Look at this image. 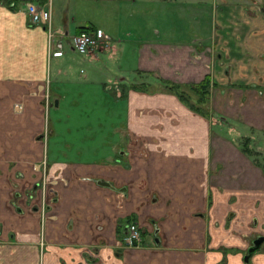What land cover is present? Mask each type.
Instances as JSON below:
<instances>
[{"label":"crops","instance_id":"crops-1","mask_svg":"<svg viewBox=\"0 0 264 264\" xmlns=\"http://www.w3.org/2000/svg\"><path fill=\"white\" fill-rule=\"evenodd\" d=\"M50 1L55 28L71 35L93 28L108 40V49L75 60L79 54L68 42L65 53L56 55L48 29L32 25L24 12L0 6V264H42V240L48 244L43 264H81L87 246L100 247L104 264H221L223 256L210 238L240 239L230 247L242 250L244 239L235 231H252L224 229V223L230 212L241 213L244 221L257 214L264 223V165L236 140L243 128L264 133V0L226 2L217 10L222 19H239L231 44L213 35L210 41H162L158 32V41L140 39L138 49L133 33L113 37L93 24L99 14L120 17L134 0ZM64 12L63 26L57 25L55 16ZM80 13L84 16L77 21ZM71 22L77 23L74 33ZM121 55L135 62L131 70L142 82L127 87V78L114 74L105 83V72L113 70L108 63L115 65ZM94 60L106 64L107 70L98 67L102 76L93 72L84 82L74 78L79 63L94 65ZM148 75L183 88L210 76L208 115L169 90L145 89ZM119 76L124 85L109 86ZM46 83L56 113L71 106L90 115L82 124L98 130L95 136L106 148L83 157L72 141L53 139L47 153L39 139L45 103L35 95ZM15 105L23 106L21 114L14 112ZM50 121L54 126L59 122L51 116ZM115 132L120 135L115 142L100 137ZM75 152L80 157H72ZM46 158L49 178H63L68 185L54 187L48 218L42 220L11 206L12 182L18 183L19 175L39 182L42 175L33 164ZM134 223L149 246L121 249L124 229ZM238 257L230 256V264L238 263Z\"/></svg>","mask_w":264,"mask_h":264},{"label":"rangeland","instance_id":"rangeland-1","mask_svg":"<svg viewBox=\"0 0 264 264\" xmlns=\"http://www.w3.org/2000/svg\"><path fill=\"white\" fill-rule=\"evenodd\" d=\"M28 1H34V0H23L21 2H18L15 4V7L13 10L21 11ZM228 4H235L236 2H242L240 0H134L130 2L127 5V9L125 10L124 14H122L120 17L114 15V17L109 16H101L99 14L98 16H95L93 18V24L97 27H105L104 29L110 33L113 37H123L126 32H131L134 34V41H136L137 44H134L138 49V44L140 39H144L147 41H158V32L161 33L162 38L169 39L170 41H191L192 39H198L200 38L201 41L209 40L211 35L214 36L215 41H220L222 43H232L233 40L237 37L236 36V29L239 27V19L233 16L227 17V18H221L219 16V12L217 11L219 8L221 9V6L224 5V3ZM3 3V4H2ZM14 2H5L1 1V5L7 6L9 9L11 7V4ZM57 3L55 2V5ZM65 5H67L65 3ZM17 6V7H16ZM224 7V6H223ZM65 11L67 9V6H63V9ZM102 11V10H98ZM66 12L62 13V15H56L54 18V21L58 25L63 26V22L65 19ZM101 13V12H100ZM83 13H80L79 16L76 17L77 21H79L81 18H83ZM93 17V16H91ZM92 19V18H88ZM53 20V19H52ZM53 22V21H52ZM31 23V22H30ZM79 25V24H78ZM41 27V26H38ZM71 31L74 33L75 29L77 27V23L71 22L70 26ZM54 30H58L53 25ZM48 33V37H49ZM210 41V40H209ZM58 42H60V39L58 37L51 39V44L55 48L53 51H55L54 54L58 55L60 53L57 45ZM108 41L100 42L97 46L93 47L90 52V56L92 54H96L98 52H101L104 54V52L108 49ZM58 52V53H57ZM54 54L52 56H54ZM88 55V56H89ZM103 56V55H101ZM86 57V56H83ZM76 58V59H75ZM81 58L80 55L74 56L73 59L79 60ZM105 60L107 59V56H103ZM75 62V61H74ZM99 61H93L94 65H90L89 63L87 65L79 63V65L74 70V78L79 79L78 81L84 82L86 80V75H90L93 72H96L98 76H102L101 70L105 69L107 70L106 64H96ZM77 63V62H75ZM101 63V62H100ZM74 64V63H73ZM101 65L103 69H98V67ZM103 65V66H102ZM109 66L113 67L112 72H105L103 76V80H105V83H108V78L112 77L114 74H119L120 76L126 77L127 80L125 81V85L127 87H130L132 84L139 82L141 80H136V77L138 75V72H133L131 69L136 68V64L134 61L131 62V59L127 55H121V58L118 62L112 64V62L108 63ZM123 67L122 70H118V67ZM134 68V69H135ZM246 70L247 68H243ZM83 71V73L81 72ZM57 67L55 65L52 66V75L53 79L54 76L57 74ZM104 72V71H103ZM93 76V75H92ZM120 76L117 77V80L114 82H109V86L112 87H121L124 84H120ZM156 76L148 75L144 76L143 79L146 81L142 84V87L145 89H149L150 91H157L166 89L168 90V87L166 85H162L161 81L158 80ZM64 78V77H63ZM160 81V82H159ZM49 83V81L47 80ZM142 82V81H141ZM48 83L43 85L45 87V90L38 89L36 92V97H40L41 100L44 101V105L50 106L54 105V98L49 96V101L47 99L49 93L48 91ZM51 82V86H52ZM89 89V88H88ZM186 90V93L191 96V103L195 106H199L198 100L199 98L192 93H190L189 88H184ZM84 94L87 95L90 98V93L87 90H84ZM114 95V94H113ZM68 100L70 101L71 98L69 97ZM76 100V99H75ZM88 98L86 99L87 104ZM84 101L81 103V105H87ZM21 107V105H19ZM208 108L210 110V102L208 104ZM46 110V108H45ZM77 110H74L73 107L68 106L67 108L61 109V111H58L59 113H56V110L52 109L50 110V116L53 121H59L56 126L53 125V123H50V131L54 134L56 129V134L53 136H57V140L59 142H66V141H72L74 148H80L84 151L85 154L81 155L83 157H91L94 156V153H100L98 151L100 148H102L103 142L100 141L99 136H94V133H97V130H87L86 124H82L83 122H86L84 120L91 119L90 115L88 114H81V112H76ZM22 112L16 113L21 114ZM217 120H220L218 116H216ZM215 122H218V121ZM61 121V122H60ZM121 131V130H120ZM243 134L240 135V137L236 138L239 145L245 149L248 148L251 156L254 158L256 162H258L261 165H264V133H256L255 131L247 130L246 128H243ZM108 135V134H107ZM91 136V137H90ZM119 134L116 132L112 135V137H107L105 139L104 137L100 136L103 141H109L115 142L119 139ZM51 137V136H50ZM120 141V140H119ZM106 146V144H105ZM104 146V148H106ZM75 156L72 157H80V154H77L76 152L73 154ZM40 164V163H35ZM247 211V210H246ZM246 211H242L244 216H246ZM244 222V217H243ZM248 221V220H247ZM251 226H249L248 229H250ZM245 227L242 228L244 231ZM239 230V229H238ZM239 232H241L239 230ZM248 234V233H245ZM244 238V242H245ZM248 241V240H246Z\"/></svg>","mask_w":264,"mask_h":264},{"label":"flooded vegetation","instance_id":"flooded-vegetation-1","mask_svg":"<svg viewBox=\"0 0 264 264\" xmlns=\"http://www.w3.org/2000/svg\"><path fill=\"white\" fill-rule=\"evenodd\" d=\"M1 3V1H0ZM0 6H2L0 4ZM15 3L11 4L10 8H14ZM261 11V10H260ZM49 96L47 97L48 101ZM55 108L54 105L48 106L45 105V112H44V119H45V128L44 131L40 134L39 139L45 144V147L47 149V153L49 148L52 146V140L56 139V135L53 136L56 133L53 134L50 131V110ZM23 106L15 105L14 106V112L19 113L23 112ZM88 130V129H87ZM95 130V129H90ZM98 133V130H97ZM96 133V134H97ZM94 133V136L96 135ZM51 136V137H50ZM91 137V136H90ZM40 164L33 165V169L35 172L40 173L42 175V179L37 183H31L27 180L25 176H17V179H19V182L15 183L12 182V189H14V193H12V202L11 206L18 210L20 213H30V214H37L40 216L42 220L48 218L47 212L50 210L51 203H52V194L54 193V187H56L61 182L64 183V185H68L67 180L63 178H56V179H50L49 173H48V167H49V161L46 158L43 162H37ZM13 192V191H12ZM21 201V202H20ZM23 204V205H21ZM262 218H264V211L262 212ZM261 219L259 215H253L251 218H249L248 221H244L241 218V213L238 212H230L228 217L225 220L224 223V229H233V228H243L245 229L249 228L252 233L250 234H244V233H237L235 231V236H238L242 239H246L244 242V248L239 249L237 247H230L232 244H239V240H230V239H217L214 241V239L210 238L211 244L217 245V252L222 254V260L221 264H230V256L238 257V263L234 264H264V223H261ZM130 224L126 226L124 229V233L122 234V243L123 246L121 249H134V248H144L149 246V244L146 243L144 238V232L143 229L140 227L141 235H142V242L140 244H136L134 246H129L125 238L127 236L128 227ZM220 227V225H218ZM254 232V233H253ZM238 234V235H237ZM252 234V235H251ZM262 239V243L260 245L255 244L256 241ZM47 243L45 240H42L39 244L40 247V255H41V262L43 264V255L45 253V250L47 248ZM259 246V247H257ZM253 248H259L255 252H250ZM82 261L81 264H104L101 259V252L100 247L97 246H87L82 250Z\"/></svg>","mask_w":264,"mask_h":264},{"label":"built area","instance_id":"built-area-1","mask_svg":"<svg viewBox=\"0 0 264 264\" xmlns=\"http://www.w3.org/2000/svg\"><path fill=\"white\" fill-rule=\"evenodd\" d=\"M21 12H24L30 19L32 25L43 26L48 29L50 47L51 39L58 37V49L61 53H65L66 45L69 42L71 48L80 56H88L91 49L97 46L100 42L108 41L104 40L102 34L85 31L75 35L67 34L64 29L54 30L52 25V7L50 0H35L28 1ZM53 47V46H52ZM126 243L129 246H134L142 242V235L140 227L134 223L128 227L127 236L125 238Z\"/></svg>","mask_w":264,"mask_h":264},{"label":"trees","instance_id":"trees-1","mask_svg":"<svg viewBox=\"0 0 264 264\" xmlns=\"http://www.w3.org/2000/svg\"><path fill=\"white\" fill-rule=\"evenodd\" d=\"M85 31L95 32L93 28H80L78 30V33H82ZM162 85H166L168 87V90L179 96V98L186 104H188L194 111L206 116L208 115V104L210 101V95H211V88L214 86V83L212 81V78L208 76L202 83L197 85L188 86L190 93L197 96L199 98L198 104L199 106H195L191 103V96L186 93V90L175 84H171L166 81L161 80ZM245 153L250 154L248 148L243 149Z\"/></svg>","mask_w":264,"mask_h":264},{"label":"water","instance_id":"water-1","mask_svg":"<svg viewBox=\"0 0 264 264\" xmlns=\"http://www.w3.org/2000/svg\"><path fill=\"white\" fill-rule=\"evenodd\" d=\"M66 31V33L68 34L69 33V31L66 29L65 30ZM262 243V239H261V241L260 240H258V241H256L255 242V244H257V245H260ZM257 247H259V246H257ZM259 248H253L250 252H255V251H257Z\"/></svg>","mask_w":264,"mask_h":264}]
</instances>
